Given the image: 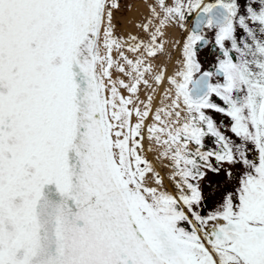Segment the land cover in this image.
Wrapping results in <instances>:
<instances>
[{"label": "snow or ice", "instance_id": "snow-or-ice-1", "mask_svg": "<svg viewBox=\"0 0 264 264\" xmlns=\"http://www.w3.org/2000/svg\"><path fill=\"white\" fill-rule=\"evenodd\" d=\"M118 7L0 0V264H264V0Z\"/></svg>", "mask_w": 264, "mask_h": 264}, {"label": "rangeland", "instance_id": "rangeland-1", "mask_svg": "<svg viewBox=\"0 0 264 264\" xmlns=\"http://www.w3.org/2000/svg\"><path fill=\"white\" fill-rule=\"evenodd\" d=\"M119 7L113 10L112 23L114 26V33L118 36L127 38L129 35H139L141 38H146L147 34L144 33L137 25L143 23L149 16V4H154L155 0H117ZM171 3V0H166ZM165 35L163 37L165 41L166 51L171 49L172 42L179 39L182 35L181 31L175 26H166L164 29ZM131 57V53H127ZM179 49L173 50L172 59L179 56ZM115 56V52L113 53ZM163 61L167 66L169 72L172 70V60L167 56H159L156 59V63ZM154 153H150L149 159L154 158ZM155 162V161H154ZM167 162L165 161V164ZM157 170H160L159 165ZM168 171V169H164ZM163 174V172H162ZM165 189L168 187V180L165 179Z\"/></svg>", "mask_w": 264, "mask_h": 264}, {"label": "flooded vegetation", "instance_id": "flooded-vegetation-1", "mask_svg": "<svg viewBox=\"0 0 264 264\" xmlns=\"http://www.w3.org/2000/svg\"><path fill=\"white\" fill-rule=\"evenodd\" d=\"M215 102L217 103H220V101L217 99V98H213ZM209 114L213 116V118L218 122V123H221V130L225 132L226 135L230 136L232 139H236V137L230 132V131H227V124H228V121L227 120H222V118L216 114V113H213L209 110ZM206 147L207 148H211L213 147V144L211 142V138H208L206 139ZM248 156L250 159L254 160V161H258V154L256 153L254 147L250 149V151L248 152ZM243 175V172L242 171H239V170H236L234 169V176L238 179L240 176ZM168 187H167V191L169 192H173V186L170 182H168ZM230 185L231 187H236V184L234 182H230ZM213 206V202L211 200H209L202 209H200L201 213L206 215L209 211V209ZM185 227H189L187 225H184Z\"/></svg>", "mask_w": 264, "mask_h": 264}, {"label": "bare ground", "instance_id": "bare-ground-1", "mask_svg": "<svg viewBox=\"0 0 264 264\" xmlns=\"http://www.w3.org/2000/svg\"><path fill=\"white\" fill-rule=\"evenodd\" d=\"M149 155H150V154H149ZM165 181H166V180H165ZM166 182H167V181H166ZM166 182H165V183H166ZM168 185H169V184H168Z\"/></svg>", "mask_w": 264, "mask_h": 264}]
</instances>
